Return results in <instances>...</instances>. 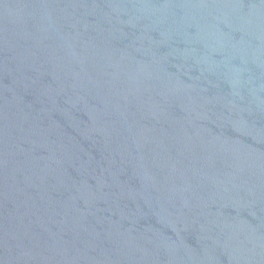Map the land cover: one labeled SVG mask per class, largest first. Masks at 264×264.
Wrapping results in <instances>:
<instances>
[{"label":"water","instance_id":"obj_1","mask_svg":"<svg viewBox=\"0 0 264 264\" xmlns=\"http://www.w3.org/2000/svg\"><path fill=\"white\" fill-rule=\"evenodd\" d=\"M0 264H264V0H0Z\"/></svg>","mask_w":264,"mask_h":264}]
</instances>
